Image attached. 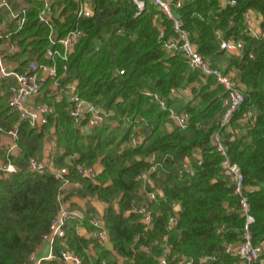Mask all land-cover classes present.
Here are the masks:
<instances>
[{"label":"trees","instance_id":"16d2710c","mask_svg":"<svg viewBox=\"0 0 264 264\" xmlns=\"http://www.w3.org/2000/svg\"><path fill=\"white\" fill-rule=\"evenodd\" d=\"M91 2L93 16L78 20L84 34L67 61L56 59L57 70L61 84L76 81L79 97L112 111L107 123L82 133L65 109L66 101L45 91L41 101L53 106L54 113L38 130L10 109L7 87L12 80L0 81V89L5 91L0 94V125L6 129L18 127L20 149L16 156L7 155L0 146V159L9 158L16 166L6 175L0 173V264H30L31 253L49 231L60 206L58 195L64 190L60 191L61 183L53 172L28 168L29 159L40 157L44 138L52 134L55 146L49 155L53 165L67 167L66 178L80 184L65 193L63 200L76 194L107 204L102 219L112 250L95 237L77 232L79 225L95 230L91 219L97 213L90 203L86 202L85 208L70 205L82 211V218H68L64 229L70 248L81 257L82 264H159L157 257L162 254L169 264L181 255L192 257V264H236V257L225 251V245L241 240L244 219L239 197L233 193V181L221 166L223 157L211 140L216 131L223 136L230 160L238 164L244 176L248 187L245 194L254 217L253 242H258L264 238V37L248 35L243 13H259V27L264 32V0H234L232 5H221V0H182L180 7H173L204 59L215 66L226 59L224 71L231 67L237 70L245 99L224 126L220 125L226 111L223 88L212 77L204 80L181 53H166L159 31L163 30L164 39L174 31L158 5L145 0L144 8L136 14L132 0ZM30 3L25 24L11 36L19 50L7 56L16 62L17 70L34 58L48 63L43 59L49 45L47 28L37 19L39 3ZM75 6L74 1L65 0L60 33L74 20ZM216 31L224 38H242L240 55L226 57ZM120 69L123 74H116ZM171 89H189L191 98L183 101L172 95ZM145 90L157 93L176 112H186L188 125L175 126L168 109L150 102ZM248 109L254 112L253 121L244 123L241 116ZM168 122H172L170 129ZM134 124L143 141L135 147L124 146ZM197 150L200 164L193 156ZM151 153L156 154L158 165L150 178L162 195L147 201L144 192L152 187L139 175L149 166L147 157ZM186 158L194 168L192 175L183 170ZM97 161L102 171L94 179L77 172L78 165L90 166ZM144 203L151 213L149 227L135 211ZM174 206H178L175 211ZM171 216L177 219L175 226L169 225ZM164 246L168 252H164ZM91 248L94 254L89 253ZM53 252L54 258L39 264H62L58 240ZM116 255L123 260L119 262Z\"/></svg>","mask_w":264,"mask_h":264},{"label":"built area","instance_id":"2783aa9c","mask_svg":"<svg viewBox=\"0 0 264 264\" xmlns=\"http://www.w3.org/2000/svg\"><path fill=\"white\" fill-rule=\"evenodd\" d=\"M39 3L37 19L40 24H43L47 28V40L48 47L43 53V59L48 61L39 62L37 59H30L27 65L22 70H17L14 66H11L10 61L7 59L8 55H12L19 50V46L15 40H12V34L20 30L26 22L27 12L30 4L22 3L21 0H17V5H14L11 0H0V81L3 79H11L12 82L7 87V101L10 109L16 112L19 119L27 121L31 127L41 129L48 121V116L54 113L53 106L42 102L41 99L44 96L45 91L47 95H55L60 100L66 101L65 109L71 116L75 126L82 132H88L91 128L100 127L107 123L112 111H106L101 107L95 105L91 101L85 100L77 95L75 92L76 81L61 84L58 75V66L56 59L60 58L62 61H67L69 55L74 51V47L80 37L84 34L83 30L79 26V19L83 17H92L94 13L91 0H72L76 3L73 13L75 15L74 20L69 25V28L60 33L59 23L54 17L53 7L64 6L65 0H34ZM137 7L136 14L144 8L145 0H132ZM153 3L159 6V8L167 15L172 22V29L174 35L164 39V32L162 29L159 31V38L162 42V47L166 53L179 52L186 59L190 68L198 71L200 75L206 80L212 77L216 84L220 85L224 92L225 97L223 99V105L226 106L223 119L220 122L221 126L228 124L233 114L239 109L245 99L244 90L236 78V74L219 66L212 65L209 61L203 58V56L197 51L195 45L190 39V33L183 28L182 22L173 12V7H180L182 0H175L174 2L168 0H151ZM31 2V1H30ZM58 4V5H57ZM225 4H234V0H226ZM6 14L10 20V29L4 31L1 29V15ZM243 20L246 26L248 35L254 38L264 37V32H261L260 27L254 25L253 15L250 10L243 13ZM216 36L219 39L220 48L226 52H240L244 47V40L236 36H229L224 38L222 33L216 31ZM14 62V61H12ZM16 63V62H15ZM62 69H66V64L62 65ZM124 70H117L116 74H123ZM49 91V92H48ZM52 91V93H51ZM182 89H171V94L178 96ZM0 89V94L4 93ZM144 94L148 97L150 102L156 103L163 109H168L169 117L175 126L179 128H185L188 125L189 116L186 112H176L172 107H167L166 102L157 93L151 91H144ZM241 120L244 123H251L253 121L254 112L250 109L244 111L241 116ZM131 137L123 145L127 147L138 146L143 141V136L140 134L139 127L133 125ZM5 134L10 137L13 143V147L17 145L19 140V132L17 126H12L8 129L0 125V135ZM211 144L214 149L223 157L221 166L226 171L233 181V193L239 197L240 212L243 216L244 223L242 226L241 240L237 244H226L225 251L236 257V264H264V238L258 242H253V235L251 231V224L254 222V217L250 212V205L245 194V190L248 187L245 185L244 176L237 163L230 160L227 154V148L224 145L223 136L216 131L212 135ZM1 145V144H0ZM55 146V143H54ZM6 151L5 154H7ZM197 164L201 163V156L199 151L193 153ZM147 160L149 166L141 172L139 178L144 182L149 183L152 187L150 190L144 192V197L147 201H153L158 196L162 195L161 189L154 187L150 174L155 171L157 167L156 154L151 153ZM28 168L39 173L50 169L54 177L61 183L58 200L60 206L57 213L53 217L49 225V231L43 235L42 241H47L49 245V256L47 258L52 259L55 257L53 252L54 243L56 240L60 244L59 259L62 264H82L81 257L76 254L69 246L64 225L68 218H82V211L74 209L65 204L63 197L67 186L74 184L79 186L78 182H71L66 178L67 167H57L53 165L51 156L48 158L31 157L28 161ZM16 169V166L11 162L9 158L6 161H2L0 164V173L6 175ZM183 170L192 175L194 168L191 166L190 161L186 158L183 163ZM77 172L83 177L94 179L97 174V168L95 164L86 166L78 165ZM107 205V204H106ZM176 206H174V211ZM135 211L141 215L142 222L146 227L150 226L151 213L146 203L139 205ZM177 219L175 216L169 218V225L175 226ZM91 224L95 227L94 231L89 232L88 237H95L98 242L109 249L111 244L105 225L102 219V213L95 215L91 219ZM82 226V225H79ZM77 226V227H79ZM112 250V249H110ZM164 252H168V247L164 246ZM34 253H31L29 257L30 264L36 262ZM119 262L123 260V257L116 255ZM122 258V259H120ZM202 257L201 260H205ZM39 259L37 264L41 262ZM159 264H169L165 254L157 257ZM193 259L190 256L181 255L173 264H192ZM36 264V263H35ZM101 264H108L102 261Z\"/></svg>","mask_w":264,"mask_h":264},{"label":"crops","instance_id":"0c3cea01","mask_svg":"<svg viewBox=\"0 0 264 264\" xmlns=\"http://www.w3.org/2000/svg\"><path fill=\"white\" fill-rule=\"evenodd\" d=\"M11 1L13 2L14 5H17V0H11ZM30 1L31 0H21L22 3H27V4H30ZM168 1L172 2V0H168ZM225 3H226V0H221V5H224ZM63 9H64V6L63 7H61V6L56 7L54 5V7H53L54 17H55V19L58 20V22H62L65 19V15L62 14ZM250 12L253 15L254 25L259 28L260 21H261V16L256 11L250 10ZM1 20H2L1 29L4 30V31L9 30L11 24H10V20L8 19V16L6 14H2L1 15ZM230 55H240V52H226L225 53L226 57H229ZM9 64L11 66H14V67L16 65V63L12 62V61H10ZM226 65H227V61H226V59H224L217 66H219L220 68L224 69ZM236 71L237 70L234 67H231L229 72L236 74ZM51 93H52V91H51ZM53 96L57 100H60V98L55 96L54 94H53ZM177 97L180 98L183 101H187V100H189L191 98V93H190L189 89H183L181 91V93L178 94ZM167 128L168 129L172 128V122H168L167 123ZM235 130L238 131V128L235 129ZM51 131H53V129ZM52 135L44 138L39 158H45L46 159V158L49 157L50 151L54 147V143H55L54 139H52V138H54ZM0 144H1L0 146L3 147L5 149V151H8L10 153H12V151L15 148V147H13V143H12V140L10 139V137L8 135H5V134H1L0 135ZM0 164H2V160H0ZM95 167L97 168L98 172L102 171V165H101L100 161H97L95 163ZM77 187L78 186H76L74 184H71V185L67 186L65 193H69L70 191L73 190V188H77ZM86 202L87 201L83 200V198H79V197H76V196L73 197V195H71L70 198L65 201V204L67 206H69V207H70V205L75 204L77 207L79 206L80 208H85ZM89 203L95 209L97 215L103 213L104 208L107 206L104 202H101L99 200H90ZM176 208H178V206ZM77 232H78V234L88 238L90 231H88L84 226H79V227H77ZM109 249H112L111 245L109 246ZM89 253L94 254L95 252L91 248V249H89ZM48 256H49V245H48L47 241H42L37 246V248L35 250V253H34V258L36 260L35 263L37 264V261L39 259H49V258H47ZM120 259H122V258H120Z\"/></svg>","mask_w":264,"mask_h":264},{"label":"rangeland","instance_id":"374dc122","mask_svg":"<svg viewBox=\"0 0 264 264\" xmlns=\"http://www.w3.org/2000/svg\"><path fill=\"white\" fill-rule=\"evenodd\" d=\"M20 153V149H19V146H18V144L15 146V148H14V150L12 151V153H10V152H7V155H18ZM39 156V155H38ZM1 160V159H0ZM3 161V160H2ZM75 188H73V190H74ZM74 196H76V197H79V196H77L76 194H74L73 195V197ZM79 198H82V197H79ZM83 200H85V201H87V202H89L90 200H95V199H90V198H83ZM42 242V241H41ZM40 242V243H41Z\"/></svg>","mask_w":264,"mask_h":264}]
</instances>
